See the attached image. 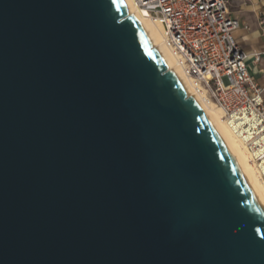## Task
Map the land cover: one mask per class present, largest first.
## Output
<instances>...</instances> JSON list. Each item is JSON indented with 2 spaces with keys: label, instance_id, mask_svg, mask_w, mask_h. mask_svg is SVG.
Wrapping results in <instances>:
<instances>
[{
  "label": "water",
  "instance_id": "obj_1",
  "mask_svg": "<svg viewBox=\"0 0 264 264\" xmlns=\"http://www.w3.org/2000/svg\"><path fill=\"white\" fill-rule=\"evenodd\" d=\"M127 0H0V264H264V206Z\"/></svg>",
  "mask_w": 264,
  "mask_h": 264
},
{
  "label": "built area",
  "instance_id": "obj_2",
  "mask_svg": "<svg viewBox=\"0 0 264 264\" xmlns=\"http://www.w3.org/2000/svg\"><path fill=\"white\" fill-rule=\"evenodd\" d=\"M144 18L158 25L164 47L196 94L222 110L238 131L250 129L252 162L264 164V89L249 72L251 55L235 38L239 20L228 0H131ZM254 63L260 54H253ZM264 178V175L262 176Z\"/></svg>",
  "mask_w": 264,
  "mask_h": 264
},
{
  "label": "bare ground",
  "instance_id": "obj_3",
  "mask_svg": "<svg viewBox=\"0 0 264 264\" xmlns=\"http://www.w3.org/2000/svg\"><path fill=\"white\" fill-rule=\"evenodd\" d=\"M127 2L131 9L130 15L132 16L136 14L141 20H143L149 28L151 34L153 35L157 44L153 48L155 49L158 46L163 47L171 62V68H169L168 70H174L178 73L179 77L181 78L190 94L189 97L194 96L200 102L210 118L213 120L222 136L230 146L234 155L236 156L238 162L240 163L245 174L250 180L255 193L264 206V178H262V176L264 175V164L261 165V169H258L257 165L252 162V154L247 148L248 142L252 139L250 129L238 131L237 128H232V126H230L224 120V114L222 110L213 105L208 106L203 102L202 98L199 97L193 89L191 81L183 75L181 69L177 66L176 61L171 56L170 52L164 47L161 28L158 25L153 24L150 20L144 18V15L134 7L131 0H127Z\"/></svg>",
  "mask_w": 264,
  "mask_h": 264
},
{
  "label": "crops",
  "instance_id": "obj_4",
  "mask_svg": "<svg viewBox=\"0 0 264 264\" xmlns=\"http://www.w3.org/2000/svg\"><path fill=\"white\" fill-rule=\"evenodd\" d=\"M232 16L240 23L235 38L241 48L251 55L249 72L264 89V0H228ZM253 54H260V62L254 63Z\"/></svg>",
  "mask_w": 264,
  "mask_h": 264
}]
</instances>
